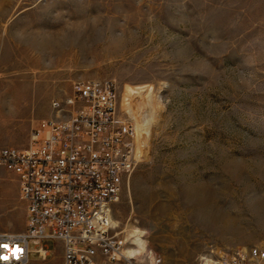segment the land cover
Here are the masks:
<instances>
[{"label": "rangeland", "instance_id": "374dc122", "mask_svg": "<svg viewBox=\"0 0 264 264\" xmlns=\"http://www.w3.org/2000/svg\"><path fill=\"white\" fill-rule=\"evenodd\" d=\"M0 6V148L28 149L74 82L112 80L121 112L149 131L111 211L127 249L133 229L144 233L148 249L136 260L204 264L264 250V0ZM218 218L238 232H220ZM25 228L16 176L2 171L0 231ZM40 245L30 242L29 264H64L61 243L44 242L48 261L34 253Z\"/></svg>", "mask_w": 264, "mask_h": 264}, {"label": "built area", "instance_id": "2783aa9c", "mask_svg": "<svg viewBox=\"0 0 264 264\" xmlns=\"http://www.w3.org/2000/svg\"><path fill=\"white\" fill-rule=\"evenodd\" d=\"M51 109L28 149L0 148V173L16 176L26 211L23 232L0 231V264H29L32 240L41 242L34 253L42 261L52 256L44 242L54 241L62 244L64 264H142L125 253L127 239L109 223L125 179L143 161L146 124L141 128L121 112L112 80L76 81ZM204 264H264V250L226 253Z\"/></svg>", "mask_w": 264, "mask_h": 264}, {"label": "bare ground", "instance_id": "6f19581e", "mask_svg": "<svg viewBox=\"0 0 264 264\" xmlns=\"http://www.w3.org/2000/svg\"><path fill=\"white\" fill-rule=\"evenodd\" d=\"M1 7V6H0ZM45 44H50L48 43L47 41L45 42ZM52 45H55L54 42L51 43ZM210 208L209 204H205L203 205L202 209H208ZM202 215L203 216H207V215H211V213H207V212H204L202 211ZM112 227H117V222L111 217L110 218V223H109ZM216 227L218 228V230L220 232H223V233H237L238 232V228H236L230 220L228 219H217V225ZM131 239H134V241L132 242L133 246H135L134 248H129L126 250V254L131 257V258H136L138 256H141L143 254L146 253L147 251V246H146V241L144 240V233L141 232L140 230L138 229H133L131 231V234L129 235ZM152 255V254H151ZM152 257V256H151ZM151 262L153 263V258L151 260Z\"/></svg>", "mask_w": 264, "mask_h": 264}]
</instances>
